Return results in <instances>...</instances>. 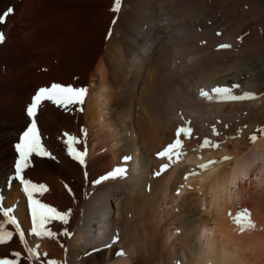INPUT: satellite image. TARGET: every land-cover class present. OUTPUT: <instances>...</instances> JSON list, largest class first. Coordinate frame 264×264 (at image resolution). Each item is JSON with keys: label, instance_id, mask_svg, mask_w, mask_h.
Instances as JSON below:
<instances>
[{"label": "bare ground", "instance_id": "obj_1", "mask_svg": "<svg viewBox=\"0 0 264 264\" xmlns=\"http://www.w3.org/2000/svg\"><path fill=\"white\" fill-rule=\"evenodd\" d=\"M111 3L0 0V13L15 10L0 24V69L11 68L0 81V126H11L8 135L16 128L11 149L30 122L26 107L40 87L89 89L81 106L65 110L45 101L36 115V121L46 119L37 125L54 158L33 154L25 176L47 185L48 191L37 194L42 202L71 210L69 223L48 225L57 238L31 234L27 196L11 179L18 157L0 148V197L20 223L6 225L16 235L0 245V259L11 251L20 252L24 264H137L132 254L143 246L138 221L158 222L161 202L175 203L178 190L184 200L182 193L192 190L176 202L184 210L174 220L184 229L175 237L185 244L186 264H264V0H125L118 12ZM108 25L117 38L104 48L101 33ZM223 43L232 47L218 49ZM31 82L40 86L31 91ZM218 88H233L232 96L218 94ZM239 123L246 126L229 137L231 145L221 144ZM58 124L86 141L77 146L87 150L85 164L67 153ZM177 143L182 155L170 159L167 153ZM164 145L168 151L161 152ZM115 169L118 179L93 183ZM254 171L258 195L239 205L244 193L237 191L238 182ZM203 206L208 219L196 214ZM245 209L254 227L241 232L234 217ZM130 213L139 217L135 226ZM6 221L0 211V224ZM21 228L27 245L19 238ZM64 229L70 235H60ZM28 247L48 255L36 261Z\"/></svg>", "mask_w": 264, "mask_h": 264}, {"label": "snow or ice", "instance_id": "obj_2", "mask_svg": "<svg viewBox=\"0 0 264 264\" xmlns=\"http://www.w3.org/2000/svg\"><path fill=\"white\" fill-rule=\"evenodd\" d=\"M121 6V0H115L114 11H119ZM13 7H8L2 13H0V24H5L10 15L14 13ZM220 35V33H217ZM5 39V34L0 31V42H3ZM242 40L243 37H240ZM232 45L228 43H223L218 45V49H229ZM235 88H239V85H235ZM217 93L230 97L233 93V88H218L216 89ZM89 89L87 87H76L73 85H63L61 83H52L50 87H40L38 91L32 96L31 102L26 107V114L30 118V124L26 127V130L22 132L19 137V141L14 145L15 151L18 154V158L15 161L14 168L15 173L11 178L19 183L23 187V192L27 196L28 203L31 208V229L30 232L32 235L37 237H48V238H57V233L51 230L48 225L52 221H60L64 224L69 223L71 210L60 211L56 207H53L47 203L42 202L37 198V194L43 195L48 191V187L45 184H39L27 179L25 176V170L28 169L30 164V158L33 154L42 157H51L52 153L46 149L42 143L41 134L38 129L36 115L38 110L43 102L48 101L52 104L61 107L65 110H68L71 106H81L85 102V98L88 95ZM236 98V97H233ZM254 98V96L252 97ZM80 111H83V108H79ZM82 135L86 137V130L82 129ZM66 137L65 144L67 148V153L74 160L78 161L80 164H85V158L87 156L86 148L81 150L78 145L85 144L84 139L78 138L75 135H71L67 132L63 134ZM218 135V133H217ZM208 146L211 145V141H208ZM182 147L181 143L172 145L167 153L168 157L171 159L173 157H178L182 155L179 149ZM215 147H219V144H216ZM225 159H228L227 157ZM211 163L214 161L203 164L200 167L202 169H207ZM120 172V169H115L105 176L98 178L94 181V184L101 183L108 179L117 178V174ZM183 187V186H182ZM71 191V189H68ZM179 190L177 195H179ZM3 197H0V211L3 212V216L7 218L6 224H0V245L10 242L16 233L14 231L8 230L6 225H16L17 228H20V223L17 220L16 216L13 215V209L11 207H4L2 203ZM234 222L239 226L240 231L244 232L246 229L254 227V224L251 221V215L247 209H245L240 214L234 217ZM20 240L27 245V240L25 239V231L21 228L19 233ZM60 235H70L67 229H64ZM118 240V236L113 240V243ZM27 253L32 257L36 258V261H40L41 255L47 256V253H39L38 247H28ZM118 255H123L122 252ZM14 257L21 256L20 252H15ZM0 264H21L20 260L15 258H3L0 259ZM46 264H61L60 261L48 260Z\"/></svg>", "mask_w": 264, "mask_h": 264}, {"label": "rangeland", "instance_id": "obj_3", "mask_svg": "<svg viewBox=\"0 0 264 264\" xmlns=\"http://www.w3.org/2000/svg\"><path fill=\"white\" fill-rule=\"evenodd\" d=\"M112 2L113 3H111V4L115 5V0H112ZM123 2H125V0H121V5H123ZM101 37L103 38L102 39L103 40V45H104V42L107 44V43L110 42L111 39H116L117 38L113 34L110 25H108L107 27L104 28V30H102ZM103 47L106 48V45H104ZM228 58L230 59L231 57L230 56L229 57L228 56L225 57V59H228ZM47 67L48 68H52V66H50V65H48ZM8 69L11 70V68H9V67L6 68L5 66L3 67L2 70L0 69V81L1 82H2V78L1 77L4 75V73H7L9 71ZM38 69L36 70V68H32L31 70H34V71L33 72L31 71V72L33 74L34 73H38L39 74V72H41V68H38ZM79 79H80V77H79ZM1 85L4 86L3 88H5V83H3ZM38 86H40V84L37 85V82H34V83L31 82V83H29L28 87L31 89V91H33ZM44 120H46L45 117L44 116H40V118L37 120V124L39 126H41V125L43 126L44 122H45ZM38 121L39 122L41 121L43 124L41 122L39 123ZM27 124L29 125L30 122H28ZM56 126H58V127H56ZM56 126L54 127V128H56L55 130L57 132L61 133V135H63L67 131H68L67 133H69V131L71 133V130L65 124H58ZM236 126H237V128H235L236 130L234 129L235 133H233V131L232 132H227L226 133L227 135L226 136L224 135V137H227V138H225L226 143H221V144L228 145L229 142L227 140H229L230 138L231 139L232 138L235 139L234 137L239 135V134L238 135H235V134L238 133L240 130H241L240 132H242V130L244 129L246 124H243L244 127L242 126L241 123L236 124L235 127ZM8 127L10 128L11 126H8V125H5V127H3L2 125L0 126V130L3 131V132L1 131V134L3 136L0 139V142H1L0 143V148H3V149H4V147L7 148V150H8L7 155L9 153L13 152V150H14V149H11V147H10L12 138L13 137H17V133H15L16 128H14V129L12 128L14 131L11 129L10 130L11 133H9V135H8V133H7V131H9V130H7V129H9ZM237 130H239V131L237 132ZM233 134L235 136H233ZM56 136H55V139H56L55 142H60L58 140L59 139L61 140V137L60 136L56 137ZM229 145H231V143ZM168 148L169 147L167 145L162 146L161 147V152L168 151ZM217 148L218 147H215V149H217ZM13 154L14 155L16 154V156L18 157L17 152L15 150H14ZM5 157H6V155H4V158ZM166 173H167V170H164L163 172L159 173V178H163V176ZM257 177H258L257 173L254 171V172L250 173L249 177L245 178L244 181L238 182L237 191L241 192L242 194L244 193L243 198H242V202H241V204L239 203V205H242L243 202H246L247 205H249L250 202H254L252 200H254L255 199L254 197L256 195H258L256 193V191H255L256 189L254 187V182L256 181ZM113 179H118V176H117V178H113ZM43 180H45V179H43ZM43 183H45V181H43ZM243 186H244V188H243ZM189 189H192V186H189ZM194 193H196V191H192V190H190L189 192L187 191V193H182V195L184 194L183 198L186 197V198H184V200L189 198L190 195L194 194ZM245 193H246V196H245ZM247 194H248V197L252 196V199L249 198V200H248L249 202L247 201V199H248L247 198ZM174 197H175L174 198L175 199L174 200L175 203L169 204L167 201L161 202V206L162 207H161L160 210L163 209V211H162L163 215L161 214L162 218H160V220H158V222H157V220L154 221L153 218H152L153 220L151 218H147L146 220H145V218L144 219L142 218L141 220L138 221L140 223L139 227L141 228V230L138 231V235L137 236L141 237V235H142V237H143V246H142L141 249H136V252L134 251L133 254H132V258L134 259V261L137 262V264H160V263L161 264H186V262H185L186 260L183 257V252H181V250H182L181 248H182V246H185V244H182L183 243L182 239L180 240V239L175 237V236H181L184 233V229H181L177 224L174 225V220H176V216L180 215L182 213V211L184 210V208H182L180 206L176 207V206H178L176 204V202L180 203V202H183L184 200L182 199V197L178 198L179 195L177 196V194H175ZM169 202H170V200H169ZM162 203H163V205H162ZM149 214H150V216L151 215L154 216V213L152 211ZM196 214L199 215V216L203 215L204 216V217L202 216L203 218H207V217L209 218V215L206 214V207H204V206L200 207ZM199 216L197 218H200ZM128 218L134 220L133 226H135L136 225V221L138 220L139 217L138 216H133V213H130V214H128ZM159 222H161V226L160 227L157 225V223H159ZM133 230H134V228L130 229L131 234H133ZM146 230H147V232H146ZM166 230H167V232H166ZM144 232H145V234H144ZM167 233L168 234H172V238L170 240L171 243L169 242L168 244H167V240H166V238H167L166 234ZM131 234H129V235H131ZM131 238H133V237H131ZM131 238H130L131 241L129 240L130 244H132V243H134L136 241L135 236H134L133 239H131ZM129 242H128V244H129ZM7 253H8L7 254L8 258H10V259L11 258H15L17 260H20L21 264H24V261H23L24 257L22 255L19 256V257H14L13 254L15 252L8 251ZM173 253H175V254H173Z\"/></svg>", "mask_w": 264, "mask_h": 264}]
</instances>
